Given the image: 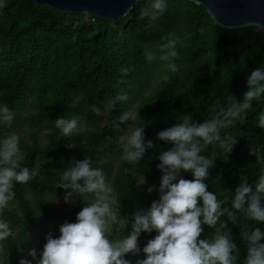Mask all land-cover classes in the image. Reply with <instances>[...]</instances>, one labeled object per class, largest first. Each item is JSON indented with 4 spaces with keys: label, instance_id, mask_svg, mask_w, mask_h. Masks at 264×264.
Masks as SVG:
<instances>
[{
    "label": "trees",
    "instance_id": "16d2710c",
    "mask_svg": "<svg viewBox=\"0 0 264 264\" xmlns=\"http://www.w3.org/2000/svg\"><path fill=\"white\" fill-rule=\"evenodd\" d=\"M166 2V11L150 21L140 16L148 0L112 20L93 19L85 13L61 14L32 0H0V105H7L15 114L11 124L0 122V140L18 135L21 166L39 170L26 184L14 182L16 195L0 212V221L7 222L13 233L0 242V264L31 261L32 235H38L43 249L45 237L55 236L56 219L75 222L77 213L89 203V193L73 194L71 202L64 200L60 208L47 198L65 196V190L56 186L70 159L88 157L93 168L102 169L115 198L120 200V215L130 218L123 233L126 235L131 231V215L137 209L147 210L159 199L162 173L156 167L158 156L172 144L158 140L157 133L182 122L184 116L196 123L211 119L220 107L230 105L231 96L241 101L251 71L264 68L261 30L219 29L203 6L189 0ZM168 39L177 41L178 57L173 62L181 67L175 73H166L167 61L159 59L163 54L160 46ZM149 50L155 57L151 61L145 55ZM165 73L167 82L160 79ZM123 94L128 100L116 101L110 111V101ZM26 104L32 110L23 113ZM92 106L99 107L102 115L92 112ZM132 111L131 129L144 127L145 141L156 145L138 164L118 156L119 134L126 121L119 123L117 117ZM262 113L264 95L252 101L251 108L233 125L221 129L222 138L232 136L238 142L229 155L217 156L205 181L207 190L218 200L233 198L241 175L253 186L258 180L264 168V129L258 125ZM58 117L78 118L84 128L64 137L55 126ZM43 126L49 131L42 140L37 132ZM21 131L29 138H23ZM252 146L260 149L261 159L250 155ZM220 151L217 142L206 146L201 154L207 157ZM137 176H144L145 182L138 184ZM180 176L193 178L190 171L181 170ZM149 187L153 188L151 193ZM226 206L230 207V202ZM237 215L236 225L228 222V229L240 252L237 264H245L246 246L240 231L254 227L264 231V223L249 220L243 211ZM202 227L200 239H211L215 229ZM156 234L154 230L142 232L140 251L127 254L125 259L131 264L144 259L143 247Z\"/></svg>",
    "mask_w": 264,
    "mask_h": 264
},
{
    "label": "clouds",
    "instance_id": "9594fccd",
    "mask_svg": "<svg viewBox=\"0 0 264 264\" xmlns=\"http://www.w3.org/2000/svg\"><path fill=\"white\" fill-rule=\"evenodd\" d=\"M166 9V0H148L140 9V16L155 21ZM132 10L129 7L128 12ZM176 42V39H168L160 46L163 54L159 59L167 61L166 73H175L181 67L173 62L178 57ZM145 55L149 61L155 58L150 50ZM166 73L160 77L165 82L169 79ZM246 83L243 99L237 101L231 96L230 105L220 107L211 119L196 123L184 116L182 122L157 133L158 140L172 144L158 156L156 167L162 173L159 199L153 201L147 210L137 209L131 215V231L126 235L123 233L130 218L120 215V200L115 198L102 169L93 168L88 157L74 161L61 173L56 187L65 190V202H71L73 194L95 193V197L92 202L84 204L75 222L65 221L60 225L58 237L54 238L52 234L45 237L36 264H131L125 256L136 255L140 251V234L153 230L157 234L147 241L142 250L145 258L137 264H237L240 252L228 229V222L236 225L237 213L243 211L249 220L264 223V168H261L254 186L241 175L231 200H218L207 190L205 181L217 156L229 155L238 142L236 137L222 138L221 129L233 125L241 113L251 108L252 101L264 95V68L252 70ZM126 100V94L115 97L109 103L110 111L117 105L116 101ZM91 111L97 116L102 115L99 107L92 106ZM14 115L7 105H0V122L11 124ZM133 115L132 112H123L117 120L124 123ZM135 115L138 116V112ZM258 125L264 129V113L259 116ZM55 126L64 137H69L79 128L78 118L66 120L58 117ZM113 127L119 130L117 124ZM87 130L93 131L91 128ZM118 140L123 145L122 159L135 164L148 149L156 146L151 140L145 141L144 127L131 130L127 127ZM217 142L220 152L207 157L201 154L206 146ZM18 145L19 136L16 134L0 140V212L16 195L14 182L26 184L39 171L21 166L23 155ZM249 153L257 160L261 159L258 147H249ZM181 170L190 171L193 178L184 179L180 176ZM144 182L140 176L138 184ZM147 191L151 193L153 188L149 187ZM229 202L230 207L226 206ZM114 205L118 207L114 208ZM221 217H226V221H221ZM218 222L220 226L217 228ZM202 225L215 229L211 239H200L204 231ZM12 234L9 224L0 221V242ZM240 235L246 246L245 264H264V243H261L264 231L259 227L241 229ZM29 255L35 260L38 253L33 249ZM19 264H32V261L21 259Z\"/></svg>",
    "mask_w": 264,
    "mask_h": 264
},
{
    "label": "water",
    "instance_id": "95a60500",
    "mask_svg": "<svg viewBox=\"0 0 264 264\" xmlns=\"http://www.w3.org/2000/svg\"><path fill=\"white\" fill-rule=\"evenodd\" d=\"M61 14H83L112 20L127 15L129 7L143 0H32ZM203 6L219 29L254 27L264 34V0H189Z\"/></svg>",
    "mask_w": 264,
    "mask_h": 264
},
{
    "label": "rangeland",
    "instance_id": "374dc122",
    "mask_svg": "<svg viewBox=\"0 0 264 264\" xmlns=\"http://www.w3.org/2000/svg\"><path fill=\"white\" fill-rule=\"evenodd\" d=\"M31 110H32V109H30L29 106L26 104V106L24 107V109H23L22 112H23V113H27V112H29V111H31ZM132 113L134 114L133 111H132ZM133 119H134V115L130 118L129 121H126V124H125L124 129H123V130L120 132V134H119L120 136L124 134V132L126 131L127 127L129 128V130H131ZM78 125H79L78 130H81V129L84 128V122H83V121H79V120H78ZM48 131H49V127H48V126H43V127H41V128L38 130L37 135H38V137H39L40 139L43 140V139H45V138H44L45 133H47ZM20 135H21L23 138H25V139H28V138H29L27 132H25V131H21V132H20ZM122 150H123V145L121 144V146H120V152H119V155H118L119 158L122 157ZM21 153H22V152H21ZM118 156H117V157H118ZM119 158L113 159V164H115L116 161H117V159H119ZM73 163H74V161H73L72 159L68 160L67 163H66V166H65V168H64V170H63V172H64L65 170H67L70 166H72ZM114 171H115V168L112 169V174L114 173ZM142 177H143V179H144V176H142ZM139 179H140V176H137V178H136L137 182L139 181ZM87 194H88V193H86L85 196H87ZM94 197H95V193H89L88 196H87L88 202H89V203L92 202L91 200L94 199ZM47 198H48L51 202L55 201V202H53V203H54L57 207H59V208L62 207V205H63V203H64V196H57V197H54V196H47ZM139 201H140V200H139V198H138V200H137L138 204H139ZM113 207H114V208H117L118 205H114ZM61 224H62L61 219H60V218L56 219V224H55V226H54V230H55V236H54V238L59 236V227H60ZM29 243H30V250L35 249V250L37 251V253H38V255H37V257H36L35 260H34L31 256H30V259H31V261H33V262H34V261H37V260L39 259V253L42 252V247H41V245H40V243H39V237H38V235H32V237H31L30 240H29Z\"/></svg>",
    "mask_w": 264,
    "mask_h": 264
}]
</instances>
